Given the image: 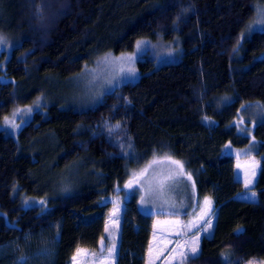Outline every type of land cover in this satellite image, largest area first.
Returning a JSON list of instances; mask_svg holds the SVG:
<instances>
[{"label": "trees", "instance_id": "obj_1", "mask_svg": "<svg viewBox=\"0 0 264 264\" xmlns=\"http://www.w3.org/2000/svg\"><path fill=\"white\" fill-rule=\"evenodd\" d=\"M257 3L264 0H0V31L11 40L0 68V121L33 101L47 77L66 79L101 54L132 50L141 37L179 39L183 47L177 62L139 60V79L95 106L53 103L16 136L0 131V264H71L79 247L97 249L111 211L101 198L123 195L129 167L162 153L183 160L197 188L174 264L197 237V259L222 263L228 253L239 264L226 246L237 241L242 260L264 262V118L252 135L233 124L243 105L264 107V30L241 39ZM252 141L256 196L239 199L243 183L225 147ZM123 197L116 264H146L154 216L135 196ZM27 198H42L44 208ZM206 198L211 209L201 220ZM42 248L47 256H27Z\"/></svg>", "mask_w": 264, "mask_h": 264}, {"label": "rangeland", "instance_id": "obj_2", "mask_svg": "<svg viewBox=\"0 0 264 264\" xmlns=\"http://www.w3.org/2000/svg\"><path fill=\"white\" fill-rule=\"evenodd\" d=\"M262 13H264V4L257 3L254 18L248 25L253 24V21L264 19ZM248 25L243 36L254 30H264V24H254L253 30L248 31ZM0 36H3L6 41L5 44L0 45L1 68L4 67V60L8 55L9 41L11 40L2 31H0ZM138 41L141 42L139 47H137ZM3 51H6L5 57H1ZM182 54L183 47L179 39L165 40L159 35L141 37L136 41L132 50L118 54H101L87 63L78 73L66 79L56 76L47 77L46 84L33 101L16 105L5 115L0 121V131L16 136L20 129L31 120L34 112H43L48 105L53 103L74 109H86L95 106L102 101L106 93L123 83L134 82L139 79L141 75L137 65L139 60L149 57L153 59L155 67H160L166 63L179 61ZM129 69H135V74H131ZM263 118V105L260 102H252L240 108L233 124L237 125L238 132L252 135L255 124ZM255 149L254 141L242 148L233 147L229 143L225 147V151L236 157L235 174L243 183V190L236 195L239 199H254L255 197L251 195L253 192L256 196L253 186L259 169V162L253 155ZM172 161H179L183 168L181 169ZM68 172L73 174L72 169H69ZM169 176L171 179H165ZM162 180L164 181L163 188L160 187ZM248 180H251L252 183L246 188L245 185ZM130 182H132V187H126ZM67 187L64 182H59V188L63 191ZM123 195L127 198L135 196L139 210L154 216L153 233L146 264L149 261H152V264H170V262L174 264L177 241L181 237L182 217L197 203V188L193 173L185 166L183 160L169 153L155 154L142 165L129 167V175L124 183ZM123 195L117 194L101 198V203H108L111 206V211L107 216L105 239L103 244L98 245L97 249L79 247L78 249L84 250L87 255L78 256L76 264H116L119 231L124 208ZM25 204H37L44 208L45 202L42 198H27ZM238 244L237 241H230L226 246L236 251V259L239 260V264H264L257 258L242 260V255L238 252ZM113 245L116 248L115 255L110 256L108 250ZM48 253V248H42L27 256L40 259L42 256H47ZM76 255L77 250L72 256L71 264H74L73 258ZM27 256L20 258L19 261L28 258ZM193 264L222 263L217 256H206L195 260Z\"/></svg>", "mask_w": 264, "mask_h": 264}, {"label": "snow or ice", "instance_id": "obj_3", "mask_svg": "<svg viewBox=\"0 0 264 264\" xmlns=\"http://www.w3.org/2000/svg\"><path fill=\"white\" fill-rule=\"evenodd\" d=\"M262 15H264V13H262ZM254 24H264V19L253 21V24L248 25V31H252L253 30V25ZM242 38H243V33L241 35V39ZM5 43H6L5 38L3 36H0V45H3ZM140 43H141L140 41L137 42V47L140 46ZM240 43H241V40L238 39L237 40V46L240 45ZM235 50H236V48L234 47V51ZM122 71H123V69H122ZM128 71L131 74H133V75L135 74V69H129ZM29 111H31V109H29ZM172 163L178 165L181 169L183 168V165L179 161H172ZM145 171H147V169H145ZM253 175H255V173H253ZM165 179H171V177L169 176V177H166ZM189 179H191L190 176H189ZM251 183H252V181L248 180L246 182L245 187L247 188L248 185H250ZM163 186H164V181L162 180L160 182V187L163 188ZM126 187H129V188L132 187V182H130L128 185H126ZM251 195H252V197H255V193L254 192L251 193ZM210 209H211V200L206 198L205 199V210H204L203 214L201 215V217H199V219L203 220L205 216L209 215ZM206 223H208L209 227H211V222L210 221H206ZM202 230L204 232H207L208 228H204ZM106 231H107V228H106ZM101 243L103 244V239H102ZM179 247L183 248V247H185V245H181ZM108 251H109V255L110 256H114L115 255V251H116L115 245H113V247L110 248ZM81 255H87V253L84 250L77 249V255L74 256V258H73L74 259V264H76L77 257L81 256ZM179 255H180V258H181V264H184V262L187 261V260L197 259L199 257V238L197 237L196 239H194L192 241L189 251H187V252L180 251ZM221 260H222V264H232V261L230 259V254H228V253H221ZM148 264H152V261H149ZM170 264H171V262H170Z\"/></svg>", "mask_w": 264, "mask_h": 264}, {"label": "crops", "instance_id": "obj_4", "mask_svg": "<svg viewBox=\"0 0 264 264\" xmlns=\"http://www.w3.org/2000/svg\"><path fill=\"white\" fill-rule=\"evenodd\" d=\"M148 252H149V248H148V251H147V254H146V259H147V256H148Z\"/></svg>", "mask_w": 264, "mask_h": 264}, {"label": "bare ground", "instance_id": "obj_5", "mask_svg": "<svg viewBox=\"0 0 264 264\" xmlns=\"http://www.w3.org/2000/svg\"><path fill=\"white\" fill-rule=\"evenodd\" d=\"M174 246V245H173ZM174 250V249H173ZM172 251V250H171ZM171 253V252H170Z\"/></svg>", "mask_w": 264, "mask_h": 264}]
</instances>
